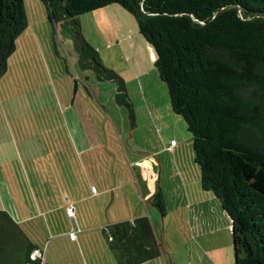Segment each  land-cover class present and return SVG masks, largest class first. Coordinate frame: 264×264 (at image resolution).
<instances>
[{
	"label": "trees",
	"instance_id": "1",
	"mask_svg": "<svg viewBox=\"0 0 264 264\" xmlns=\"http://www.w3.org/2000/svg\"><path fill=\"white\" fill-rule=\"evenodd\" d=\"M39 1L48 21L71 35L80 68L114 81V100L129 114L123 78L84 38L79 15L118 4L134 17L154 50L170 108L191 134L200 187L213 192L230 220L233 264H264V0ZM26 25L23 0H0V76ZM150 201L165 214L160 191ZM0 228L16 243L14 264H39L32 242L2 209ZM108 236L118 264L161 252L147 216L112 224Z\"/></svg>",
	"mask_w": 264,
	"mask_h": 264
},
{
	"label": "rangeland",
	"instance_id": "2",
	"mask_svg": "<svg viewBox=\"0 0 264 264\" xmlns=\"http://www.w3.org/2000/svg\"><path fill=\"white\" fill-rule=\"evenodd\" d=\"M23 5L28 25L16 37L15 49L7 58L6 70L0 76V185L4 183L5 188L2 189H6L3 195L0 194V208L5 206L15 215L16 204H12L15 202V184L21 179L28 181L25 174L24 177L17 174L16 168L18 164L21 165L18 169L21 171L22 162L29 167L35 150L42 146L40 144L39 147L38 143L47 141V130L44 136L39 127L55 122L59 124L55 132L63 137L65 129L61 123L68 120L77 124L71 133L77 137L78 146L85 147L82 153L73 149L70 154L71 180H80L85 173L89 174V178H95L92 171L98 168L110 175L115 173L123 186L127 176H134L140 170L138 161L147 158L154 162L152 169L159 177L164 203L169 208V220L172 221L174 216V204H219L212 191L200 187L199 168L193 160L191 134L183 117L170 108L166 85L159 79L154 66V50L136 33L134 17L113 5L79 15V23L84 38L96 49L101 62L125 82L128 80L134 92L138 91L135 85L137 77L132 74L128 59L143 68V89L148 93L150 104H156L160 114L148 119L140 109L139 124L135 127L130 123L127 108L114 100L115 82L98 78L90 69L86 70L85 77L84 70L77 62V51L71 35L58 24L48 21L45 7L39 0H23ZM69 104H72L71 108ZM164 110H168L170 115L165 114ZM8 138L20 140L16 145L15 142L10 143ZM13 154L19 157L15 159ZM45 163L42 161V165ZM5 172L6 180L3 176ZM60 172L56 169L54 176L57 195L63 191L58 188L59 181L65 180ZM7 185L11 193H7ZM115 192L119 193V189L116 188ZM202 198H205L204 202ZM116 201L110 204H120L118 197ZM139 201V198H129L127 204H137ZM140 204L152 203L142 199ZM151 206L161 220L160 212L154 205ZM52 220L54 217L49 216V221ZM57 221L60 222L59 219ZM23 227L32 230L37 238H42L44 247L47 241H52L47 231V221L43 218L26 222L22 224ZM168 235L170 240L175 239L170 232ZM79 237L85 241V244L82 241V245L87 258L89 255V264L98 261L105 263L103 252L107 242L101 232L86 231ZM11 239L0 228V264H14L17 261L19 254L15 241ZM61 242L65 251H69L66 260L80 264L76 248L72 250L69 244L63 240ZM226 243V252L223 255L222 251V258L217 261L220 264H233L229 227ZM170 245L176 259L189 264L186 252L189 244L186 242L180 248L174 240ZM194 264L205 263L198 260Z\"/></svg>",
	"mask_w": 264,
	"mask_h": 264
},
{
	"label": "crops",
	"instance_id": "3",
	"mask_svg": "<svg viewBox=\"0 0 264 264\" xmlns=\"http://www.w3.org/2000/svg\"><path fill=\"white\" fill-rule=\"evenodd\" d=\"M113 5L122 8L118 4H109L100 9L109 8ZM128 62L130 63L132 74L137 77L135 85L138 91L136 92H134L128 80L124 81L126 92L132 105V113L129 114L127 110L128 117L131 125L135 127L139 124L140 109L143 115L146 114L148 119H151L157 113L159 115L160 110L157 112V105L150 104L148 93L143 89L144 78L141 77V74L144 73L143 68L141 69L140 65L135 63L134 65L131 59H128ZM83 70L84 76L87 77L85 74L87 69ZM68 107L71 108L72 104H69ZM164 113L170 115L168 110H164ZM61 124L65 129L63 137L55 132L59 125L55 122L39 127V129L43 130L44 136L47 135V141L38 143L39 147L42 146L40 149L37 148L35 150V155H32L29 167L25 165V162H22L23 171H18L21 165H17V174L23 177L25 174V177H28V181L21 179L15 184L13 190L15 192V202L12 203L16 204L15 215L8 211L5 206L0 208L8 212L17 226L21 228L32 242L33 251H38L37 259L39 264H72L66 260L69 251H65L62 246V240L65 244H69L72 250H74V247L76 248L80 264H89V255L87 258V252H85L82 245L83 240H81L79 235L93 230H99L107 242L103 252L106 258L105 263L98 261L93 264H118L117 257L109 247L110 237L108 236V229L114 223L121 221L132 222L134 218L140 216L149 217L155 238L160 244L161 252L158 256L138 264H185V262L176 259L175 251L172 250L170 245L174 240L179 243L180 248L186 242L189 244L186 251L189 264H194L198 260L205 264H220L217 260L222 258V251L223 255L226 252V233L228 232V227L230 228V220L221 207L218 208L219 204H190V202L189 204H174L172 221L169 220V208L165 204V214L159 220L158 213L151 208L152 204H140L142 199L143 201H149L156 191L163 193L161 183L158 181L159 177H156V172L152 169L154 162L147 158L138 161L140 170L134 176H127L125 181L122 179L123 186L120 185V179L115 173L112 172L110 175L98 168L92 171L95 178L92 177L91 179L88 177L89 174L85 173L82 179L71 180L70 154L73 149L77 153H82L85 147H79L77 137H73L71 133V129H76L75 125L77 124L69 120ZM78 124L82 127L84 126L81 122H78ZM42 132L39 131V133ZM19 140L20 138L9 139L10 143L15 142L16 145ZM78 140L82 141L80 138ZM17 156V154H13L15 159H17ZM42 161L46 162L45 165H42ZM146 166H148V169ZM56 169L61 171L60 175L65 178L62 182L59 181L60 185L58 184V188L63 190L61 195L58 194L59 196L55 193L56 182L54 176L56 175ZM161 169L160 166V172ZM17 174L15 175L17 176ZM3 176L6 180V172L3 173ZM117 179L119 185H117ZM112 182L114 183L112 184ZM50 185L51 188L48 189ZM2 187H4V183L0 185L1 195L6 192V189L3 191ZM116 188L119 189V193L115 192ZM8 189L11 190L7 185ZM9 190L7 193H11ZM117 197L120 204H110L117 202ZM129 198L136 200L139 198L141 201L137 204H127ZM206 198L208 197L206 196ZM204 200L205 198L201 199L202 202ZM69 204H72L74 208L73 216H69L66 212L65 207ZM49 216L54 217V220L49 221ZM88 216L90 219H88ZM73 217L75 218L73 219ZM41 218L47 221V231L52 239L50 242L47 241L46 247L42 246V238H37V235H34L35 233H32V230L22 228V224L31 220L36 222V220H41ZM94 218L96 219L94 220ZM72 231L75 232L74 238L70 237V232ZM168 232L175 239L170 240ZM178 233H183V235H177ZM53 241L56 242L52 245ZM83 242L85 244V241ZM135 243L136 240L127 242L125 245ZM224 264L227 263L225 262Z\"/></svg>",
	"mask_w": 264,
	"mask_h": 264
},
{
	"label": "built area",
	"instance_id": "4",
	"mask_svg": "<svg viewBox=\"0 0 264 264\" xmlns=\"http://www.w3.org/2000/svg\"><path fill=\"white\" fill-rule=\"evenodd\" d=\"M65 209H66V212H67V214H68L69 216H73V215H74V211H73V206H72V204L67 205V206L65 207ZM70 237H71V238H74V237H75V232H74V231L70 232ZM37 256H38V251H37V250H34V251L31 253V257H32V258H35V257H37Z\"/></svg>",
	"mask_w": 264,
	"mask_h": 264
}]
</instances>
